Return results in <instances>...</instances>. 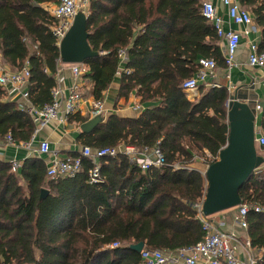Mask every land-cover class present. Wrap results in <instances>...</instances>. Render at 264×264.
Instances as JSON below:
<instances>
[{"label":"trees","instance_id":"trees-1","mask_svg":"<svg viewBox=\"0 0 264 264\" xmlns=\"http://www.w3.org/2000/svg\"><path fill=\"white\" fill-rule=\"evenodd\" d=\"M86 1L87 42L98 53L84 64L93 99L102 100L122 69L118 96L134 95L145 108L136 118L112 114L89 133L80 131L77 141L92 150L158 148L164 164L142 172L123 155L99 159L100 181L89 183L93 163L79 154L72 156L81 161L79 173L53 179L41 158L25 159L17 173L0 160V264H139L131 245L174 251L203 236L194 205L206 181L191 166L199 157L203 165L217 160L227 142L229 100L224 87H201L193 101L182 88L201 58L226 68L219 39L202 15L203 0ZM237 1L250 12L264 51V0ZM57 2L0 0L1 61L14 70L28 63L27 101L39 109L51 102L61 64L47 9ZM86 121L79 114L68 118ZM259 125L264 132V107ZM33 132L27 107L19 109L0 89V140L10 135L25 143ZM41 190L48 193L43 199ZM239 197L250 208V247L262 254L257 264H264V170L252 173Z\"/></svg>","mask_w":264,"mask_h":264},{"label":"built area","instance_id":"built-area-1","mask_svg":"<svg viewBox=\"0 0 264 264\" xmlns=\"http://www.w3.org/2000/svg\"><path fill=\"white\" fill-rule=\"evenodd\" d=\"M87 7L86 0H58L54 5H50L48 14L53 19V24L50 27L51 33L57 40V45L63 39L69 30L72 21L80 8ZM223 10L226 15L228 24H233L237 27H250L253 25V18L249 11L241 8L235 0H203L202 15L211 24L216 37L219 39L225 61L226 70L236 67L235 54L240 46V38L243 34L247 35V31H235L232 29L225 30L226 21L219 14ZM249 55L247 64L249 67L264 70V51L260 52L258 43L250 41ZM31 52H36V46H31ZM118 56L123 62L126 60L124 51H119ZM60 61V60H59ZM60 66L68 67L74 79H77L85 72L84 64H60ZM61 68L58 67L55 74V86L51 91V102L43 108L27 107V111L31 116L34 124V135L39 133L43 128L47 127L52 122L65 124L70 116L80 114L81 112V97L77 92L76 85H72L68 89L67 95L63 90L64 77L60 76ZM128 73V71H125ZM216 76V63L213 59L201 58L198 60V69L196 73L183 83L184 92L197 90L200 86H209V79H214ZM30 67L27 62L19 70H11L9 66L2 63L0 56V89L5 93V98L14 101L17 98L27 100L28 90L30 85ZM229 101L226 103L228 109ZM19 109H24L25 106L18 104ZM264 106L260 103L255 105V113L260 114ZM135 110H139L136 107ZM89 116L92 119L96 116L104 115L102 100H93L90 104ZM256 115V114H255ZM257 116V115H256ZM255 143L258 148L264 152V132L261 127L255 125ZM21 147L26 150L32 149L31 142L19 143L13 141L10 135H7L0 140V146ZM38 156L51 155L49 142L47 139L38 141L35 148ZM118 155L125 156L130 163L145 172L151 168H160L164 164V158L158 148L149 149L143 147L137 149L133 146L121 145L117 148L91 149L83 146L80 150V156L88 158L92 161L93 167L89 170V183H97L99 177V159L115 158ZM21 164L18 161L11 162V171L17 173ZM46 177L53 179L56 177L74 176L81 170V161L79 158H58L52 156L50 161L45 164ZM208 165L205 166V169ZM175 167H178L177 165ZM190 169V168H187ZM262 170V169H261ZM205 172V170H204ZM204 172L201 175L204 177ZM202 200L194 205L197 212V217L202 224L203 236L201 240L190 247H183L174 251H162L142 249L140 254L139 264H257L258 260L254 257H248L245 262L238 259V247L236 237L233 233L221 231L207 217L201 213ZM250 208L247 205H239L234 214V222L236 226L242 230H247V214ZM254 212H258V207H253ZM249 246V243H247Z\"/></svg>","mask_w":264,"mask_h":264},{"label":"crops","instance_id":"crops-1","mask_svg":"<svg viewBox=\"0 0 264 264\" xmlns=\"http://www.w3.org/2000/svg\"><path fill=\"white\" fill-rule=\"evenodd\" d=\"M237 1V0H235ZM238 2V1H237ZM239 4V3H238ZM50 6V5H49ZM240 6V5H239ZM88 7V6H87ZM85 7V11H87ZM241 7V6H240ZM84 13L86 14V12ZM248 11V10H247ZM223 20L226 19V15L223 10L219 13ZM225 30L232 29L235 31H244L246 30L247 35L243 34L240 38V46L235 54V64L236 67H232L229 71L225 69H219L216 66V76L214 79H209V86H200L197 90L185 92L187 98L190 101H193L199 97V89L210 88V87H224L227 89L229 98L231 95L236 94L237 99L241 102L247 103L246 99H249L253 102L254 107L256 103H260L264 106V70L249 67L247 64V57L249 55V45L250 41L259 42L260 41V31L255 28L253 25L250 27H237L235 25L228 24L227 21L224 26ZM220 48L223 52L221 43L219 41ZM123 62L122 60H120ZM61 69L60 76L64 77L63 90L67 95L68 89L74 84L77 87V92L81 97V112L80 117L91 119L89 116L90 104L94 100L91 95V90L93 83L84 77L87 67L85 66V72L74 79L71 73L66 66H59ZM11 70L15 71L13 68L9 67ZM122 69H119L116 73L115 80L110 84L109 88L103 93V110L105 111L104 115L101 117L105 121L108 116L114 114L121 118H136L141 111L145 108L144 105H140L139 98L131 95L129 98H120L118 96L119 92V76L122 72ZM56 74V73H55ZM55 79V77H54ZM230 100V99H229ZM17 104H21L25 107L31 106V104L22 98H17L14 100ZM136 107H139V110H135ZM255 110V108L253 109ZM257 116L256 124L259 125L260 114L255 113ZM86 121V122H88ZM85 122V123H86ZM82 125V124H81ZM80 124L76 122H67L65 124L51 123L47 127L43 128L39 133L34 135L29 142L32 144V149L26 150L21 147H12V146H0V160L10 163L12 161H18L21 165L23 161L27 158H41L44 164H47L52 156L58 158H72L74 155H80V150L82 148L81 144L78 143L77 137L80 133ZM41 139H47L49 142L51 155L47 156H38L35 152V148L38 145V141ZM264 158V152L260 149ZM99 162V160H98ZM198 172L202 173L205 170V166L201 162H195L191 166ZM261 169L264 170V164L261 166ZM260 169V170H261ZM237 211V207L229 209L215 215H212L209 219L218 226V228L223 232L233 233L236 237V244L238 247V259L239 261L245 262L248 257H254L259 260L261 258V253L253 250L250 247V239L247 233V230H242L238 228L234 222V214ZM198 218V217H197ZM199 220V219H198ZM249 243V246H247Z\"/></svg>","mask_w":264,"mask_h":264},{"label":"water","instance_id":"water-1","mask_svg":"<svg viewBox=\"0 0 264 264\" xmlns=\"http://www.w3.org/2000/svg\"><path fill=\"white\" fill-rule=\"evenodd\" d=\"M86 14L78 11L72 24L58 44L59 60L62 64H85L98 56L87 42ZM227 109L228 136L225 146L219 151L217 160L208 165L204 172L206 191L201 213L209 217L217 213L236 208L240 205L239 190L253 172L260 170L264 158L257 152L255 143V111L247 103L230 96ZM96 116L80 126L82 133H89L103 123ZM41 190L40 199L47 195ZM132 251L140 253L142 242L131 245Z\"/></svg>","mask_w":264,"mask_h":264},{"label":"rangeland","instance_id":"rangeland-1","mask_svg":"<svg viewBox=\"0 0 264 264\" xmlns=\"http://www.w3.org/2000/svg\"><path fill=\"white\" fill-rule=\"evenodd\" d=\"M86 7V6H85ZM81 10H79V11H82V12H84L85 11V9L86 8H80ZM86 12V11H85ZM246 102H250L248 105L250 106V108H252V109H254V104H253V102L252 101H250L249 99H246ZM258 153L259 154H262V152L261 151H259V149H258ZM198 160H201V162L204 160V158H202L201 159V157H199V159ZM204 166H206L205 164H204ZM211 216H209V217H207L208 219L210 218ZM210 220V219H209Z\"/></svg>","mask_w":264,"mask_h":264}]
</instances>
